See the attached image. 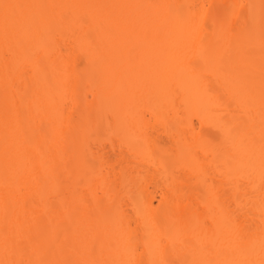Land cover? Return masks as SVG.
Instances as JSON below:
<instances>
[{
    "label": "bare ground",
    "instance_id": "obj_1",
    "mask_svg": "<svg viewBox=\"0 0 264 264\" xmlns=\"http://www.w3.org/2000/svg\"><path fill=\"white\" fill-rule=\"evenodd\" d=\"M0 264H264V0H0Z\"/></svg>",
    "mask_w": 264,
    "mask_h": 264
}]
</instances>
